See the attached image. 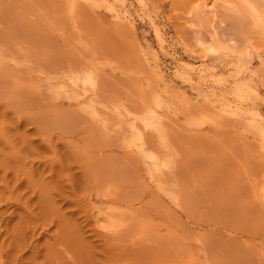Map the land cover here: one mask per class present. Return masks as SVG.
I'll return each instance as SVG.
<instances>
[{
  "label": "rangeland",
  "instance_id": "1",
  "mask_svg": "<svg viewBox=\"0 0 264 264\" xmlns=\"http://www.w3.org/2000/svg\"><path fill=\"white\" fill-rule=\"evenodd\" d=\"M89 1L0 0V264H264V27L247 59L186 36L243 0Z\"/></svg>",
  "mask_w": 264,
  "mask_h": 264
},
{
  "label": "bare ground",
  "instance_id": "2",
  "mask_svg": "<svg viewBox=\"0 0 264 264\" xmlns=\"http://www.w3.org/2000/svg\"><path fill=\"white\" fill-rule=\"evenodd\" d=\"M85 1V0H84ZM88 1V0H87ZM92 2H93V0H91ZM91 1H89V2H91ZM240 1H242V0H240ZM245 1V2H244ZM250 1H252V0H250ZM263 0H261V2H262ZM247 2H248V0H247ZM246 0H243L242 1V3L245 5L246 3ZM259 0H255V1H252V2H249V3H247V4H250V3H252V4H250V10L252 9H254L255 10V12H257L261 7H259V5L261 6L262 5V3H261ZM242 3H240L239 5L240 6H242ZM246 4V5H247ZM264 4V3H263ZM238 5V6H239ZM242 6L241 8H239V10H235L236 11V13H235V11H233L235 14H233L232 13V15L230 14L229 16H230V18L232 17V19H227L228 20V22H229V24H221V22L219 23L217 20H215L214 21V17H217V15H218V13L215 15V12L216 11H214V13L213 12H211V10H210V12L212 13V16H211V19H213L212 20V22H214L213 24H209L210 25V27H209V29L210 30H208L207 32H208V35L207 36H204L205 35V33H204V35H203V33H201V30H199L201 27H202V24H200V28L199 29H197L198 28V25L199 24H193V27H195L196 28V30H194V29H192L191 31L193 32L191 35H187V34H189L190 32L189 31H187V32H189V33H187L186 34V36L188 37L189 36V38L188 39H190V41L191 42H189V43H194V44H192V45H195V46H197V47H206V45H208L209 47L210 46H215V44H216V41L217 40H219L220 41V43L225 47V48H227L230 52H232V53H237V54H241V55H243V56H245L247 59H250L251 58V56H252V54L253 53H251L252 52V48H251V45L253 44L252 43V39H251V37H249V35H251V33H254V31H252L251 29H254L255 31L257 30L256 28L258 27V26H260V30H261V28H263L264 27V25L262 24L263 22H262V20H257V19H260L261 17L259 16V13H260V11L261 10H259L258 11V13H255L254 11H250L249 10V8H248V5H247V8L245 9L244 7H246V5L245 6ZM236 9H238V7L236 8ZM257 10V11H256ZM250 11V12H249ZM262 12V11H261ZM215 16H214V15ZM228 14V13H227ZM258 14V15H257ZM262 14H263V12H262ZM262 14L260 13V15L262 16ZM118 16V15H117ZM196 16H198V15H196ZM210 16V15H209ZM213 17V18H212ZM228 17V16H227ZM120 18V17H119ZM210 18V17H209ZM196 19V21H198V19L197 18H195ZM202 20V18H199V20ZM208 19V18H207ZM215 19H217V18H215ZM209 21H210V19H208ZM255 20V22L254 23H256L257 24V22L256 21H258L259 23L258 24H260V25H255V24H253V21ZM252 21V23L250 24V22ZM200 22H202V21H200ZM217 22V23H216ZM224 22V21H223ZM231 22V23H230ZM216 23V24H215ZM249 23V24H248ZM195 25V26H194ZM206 25V24H205ZM250 25H252L253 27H251ZM263 25V26H262ZM197 26V27H196ZM204 26V25H203ZM250 28H249V27ZM256 26V27H255ZM23 28V27H22ZM190 28H192V27H190ZM189 28V29H190ZM204 28H206V27H204ZM188 29V28H187ZM248 30H250L251 31V33L248 31ZM260 30H257L256 31V33L258 32V33H260ZM200 31V32H199ZM261 32H263L264 33V28L261 30ZM249 34V35H248ZM157 36H158V38H159V42H160V39H161V34H159V31H158V33H157ZM204 36V37H203ZM187 37H186V39H187ZM206 37V38H205ZM187 39V40H188ZM9 42V41H8ZM5 44V43H4ZM161 44H162V42H161ZM163 45V44H162ZM8 50H9V48H8ZM11 50V49H10ZM256 52V51H255ZM153 54H155V53H153ZM242 56V57H243ZM4 58H6V57H4ZM11 58V57H10ZM14 58V57H13ZM155 58H156V56H155ZM15 59H17L18 60V58H15ZM245 59V58H244ZM7 60V59H6ZM13 60V59H12ZM156 61V60H155ZM9 62V61H8ZM13 62V61H12ZM18 62H19V60H18ZM20 64V63H19ZM250 64V63H249ZM11 65V64H10ZM12 65H14V63H12ZM11 65V66H12ZM17 64H15V66H16ZM4 67V66H3ZM5 67H7V66H5ZM13 67V66H12ZM259 69V68H258ZM7 70V69H6ZM9 70H11V69H9ZM205 71V70H204ZM260 71V70H259ZM11 72V71H10ZM9 72V73H10ZM16 72H17V70H16ZM203 72V71H202ZM0 73H3V72H0ZM9 73H7L6 75H8ZM187 73V72H186ZM263 73H264V71H263ZM260 74V73H259ZM3 75V74H2ZM12 75H13V72H12ZM11 75V76H12ZM17 75V74H16ZM262 75V74H261ZM19 76V75H18ZM4 77H6L7 78V76H4ZM17 77V76H16ZM263 77H264V74H263ZM11 78V77H10ZM14 78V77H13ZM22 78H24V77H22ZM1 79V78H0ZM3 79V78H2ZM5 79V78H4ZM26 80V79H25ZM24 80V81H25ZM5 81H7V80H4V83H5ZM9 81L10 80H8V84H9ZM12 81V80H11ZM10 81V82H11ZM16 82V81H15ZM26 82L28 83V81L26 80ZM17 83V82H16ZM15 84V83H14ZM19 84L20 83H18V86H19ZM22 84V83H21ZM26 84V83H25ZM10 85V84H9ZM1 86H5L4 84H3V82H2V85ZM22 86H24V85H22ZM21 86V87H22ZM6 87V86H5ZM13 87V86H12ZM11 87V88H12ZM25 87V86H24ZM23 87V88H24ZM28 86H27V84H26V88H24V89H27L28 90V88H27ZM30 88V87H29ZM13 90H15L14 88H13ZM26 90V92H28V93H30L29 91H27ZM6 91H7V89H6ZM25 91V90H24ZM76 93V92H75ZM6 94V93H5ZM16 95V91H14V92H9V94H8V96L9 95ZM7 95V94H6ZM19 95V94H18ZM17 95V96H18ZM22 95V94H21ZM70 95V94H69ZM73 95H76V94H73ZM73 95H71V96H73ZM3 96H4V94H3ZM23 96H25V95H23ZM77 96H78V94H77ZM206 96V95H205ZM5 98V97H4ZM26 98V97H25ZM7 99H8V97H7ZM11 99V100H10ZM15 99V98H14ZM14 99H13V101H14ZM9 100L10 101H12V96H10V98H9ZM28 100H31V99H29L28 98ZM27 100V98H26V100H25V102L26 101H28ZM14 102H16V104H17V102H19L18 100L17 101H14ZM24 102V101H23ZM29 102H31V101H28V104H29ZM12 105H13V103H11ZM27 104V103H26ZM17 105H19V103L17 104ZM17 105H15L16 107H17ZM23 105H25V104H23ZM31 105H32V103H31ZM21 106V105H20ZM20 106H18V107H20ZM29 106V105H28ZM229 106V105H228ZM228 106H226L227 108H228ZM25 107H26V105H25ZM223 107H225V106H223ZM21 108L23 109L24 107L23 106H21ZM25 111V110H24ZM23 111V112H24ZM26 111H27V109H26ZM30 111V110H29ZM226 111V110H225ZM224 111V112H225ZM229 112V111H228ZM26 113V112H25ZM27 113H29L28 111H27ZM41 114H39V116H40ZM38 116V115H37ZM38 116V118H40V117H42V116H40L39 117ZM44 117V116H43ZM46 117V116H45ZM39 120V119H38ZM41 122H42V120H41ZM43 123V122H42ZM262 125V124H261ZM260 125V123L259 124H257V121H253V122H251V127H253V128H255V130L257 129V132L258 131H262L263 132V136H264V129L262 128V127H260L261 126ZM259 129V130H258ZM260 133V132H259Z\"/></svg>",
  "mask_w": 264,
  "mask_h": 264
}]
</instances>
